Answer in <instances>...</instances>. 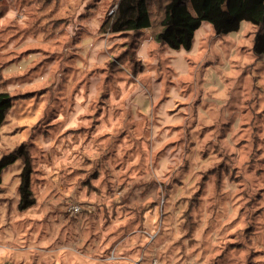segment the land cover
<instances>
[{
	"label": "rangeland",
	"instance_id": "1",
	"mask_svg": "<svg viewBox=\"0 0 264 264\" xmlns=\"http://www.w3.org/2000/svg\"><path fill=\"white\" fill-rule=\"evenodd\" d=\"M116 1L0 0V91L15 96L0 125V155L20 143L40 153L30 156L35 202L27 207L19 206L20 168L13 167L19 159L2 169L0 225L6 227V221L14 220L23 226L18 235L31 234L50 250L51 245L46 243L50 237L44 235L42 225L50 230L59 228L62 233V225L71 221L49 180L63 181L60 187L67 184L69 188L75 182L87 190L86 196L97 195L99 188L94 181L103 183L102 176L107 178L110 172L101 171L102 161L116 156L119 162L115 169L122 171L126 179L119 188L123 195L105 206L110 209L101 223L100 240L105 249L121 237L126 239L131 226L147 223L149 217L152 223H160L164 219L160 208L175 198L176 215L186 219L177 227L174 239L164 243L176 244V264H239L240 257L243 264H264V180L253 181L254 191L244 188L240 172L243 165L228 162L238 158V152L221 151L220 145L208 138L215 134L216 140L225 141L239 124L238 139L232 147L247 153L245 172H254L256 177L264 175V167H258L264 165V56L257 57L252 51L256 27L242 20L236 31L206 35L202 28L208 21H202L189 48H165V43L159 42L160 47L153 49L143 32H99L107 11L113 3L117 6ZM150 8L152 16L159 15L162 0H154ZM50 20H55L58 27H49ZM249 24L252 27H247ZM125 64L130 68L123 67ZM128 71L130 75L125 74ZM221 81L231 84L230 93L235 95H228L230 104L226 106L233 115L221 122L218 130L219 117L212 119L214 105L209 97H216ZM69 87L68 109L75 116V127L68 126L70 119L64 123L62 96ZM140 91L147 100L137 103ZM57 130L60 134L55 144L40 147V142L48 144ZM192 130L199 132L198 140L205 141L198 150L199 161L217 157L215 162L209 161L208 167H197L194 175H190L192 167L199 161L179 155L196 148L197 141L190 139L183 147ZM97 144L104 146L99 156L94 155L99 152ZM80 151L89 159L84 156L76 166V153ZM149 155L155 170L162 171L166 181L144 178V170H138ZM83 163L86 169L79 168ZM212 167L214 173L210 172ZM138 176L142 179H136ZM186 181L192 191L180 195ZM233 184L235 195L229 199L232 190L228 185ZM156 189L163 193L162 200L152 198ZM217 197L219 202L214 203ZM140 199L144 202L138 206L139 212L130 211ZM220 204L231 207L218 215ZM205 236L212 239L210 252L200 250ZM4 239L0 232V244ZM131 239L135 245L136 237ZM186 239L189 247L182 248L180 241ZM60 255L57 252L51 264H66ZM24 256L18 253L8 263L49 264L47 257L41 260ZM67 264H76V260ZM121 264L128 262L123 260Z\"/></svg>",
	"mask_w": 264,
	"mask_h": 264
},
{
	"label": "clouds",
	"instance_id": "2",
	"mask_svg": "<svg viewBox=\"0 0 264 264\" xmlns=\"http://www.w3.org/2000/svg\"><path fill=\"white\" fill-rule=\"evenodd\" d=\"M250 0H241L242 5L249 3ZM264 2V0H261ZM189 12L192 13L193 16L196 15L195 11L192 8H189ZM164 19L163 13L159 15H154L151 17L152 26L146 27L142 29V32L149 36L148 46L156 49L160 47L158 41L155 40V35L159 32L163 31L162 26L158 24V21ZM247 27H252L251 24L247 25ZM214 29L210 22H205L203 24L202 32L206 35H211ZM69 35L72 33V29H68ZM131 35V33H130ZM95 39V37H93ZM88 45L91 46V41L88 42ZM105 47L107 45H104ZM167 48V43L165 42L164 45ZM70 51V49H69ZM169 54H171V50H168ZM95 55V52H93ZM126 69L130 68L129 64L123 65ZM126 75H130V71L125 73ZM234 83V82H233ZM231 84L225 85L223 81L217 87V95L216 97H209V100L213 103V115L212 119L217 120V129L219 130V124L223 121H227L232 115L233 112L228 110L230 102L228 100V95L235 93H230ZM139 99L137 103H141L147 100V97L143 95V92H138ZM95 100V97H93ZM62 102L64 105V112H65V121L67 123L70 119L72 121L71 124H68L69 127H75L76 121L75 116L68 109V104L71 103V88L69 87L66 89L62 96ZM239 105L235 111H237L238 115ZM147 115V113H146ZM204 114H202L203 116ZM148 119H151V116H147ZM240 119H244L245 117L240 116ZM136 117L133 115V120ZM191 117H189V120ZM203 122H208L206 120H202ZM60 129L63 128V124L59 126ZM119 129V125H117ZM239 128V124H237L229 136V138L225 141H218L216 140V135H210L208 138L212 139L214 143L220 145L221 151H237L238 158H230L229 163L235 164H242L243 166L240 169L241 174L244 175V180L241 182L243 187L246 189L251 188L254 191V187H252L254 180H264V175L260 177H256L255 173H247L245 172V168L247 167L246 164L243 162L247 159V153L243 152L242 150L233 149L232 145L238 139L237 136V129ZM60 134L59 130L53 131L51 137L49 138L48 144H44L42 141L40 142V147L42 148H49L53 144H55V137ZM218 134V132H217ZM199 132L197 130H192L190 137L185 138V144L183 147L188 146L189 139L196 140V148L193 149L191 152H180L179 155L182 158H186L188 160H197L199 161V154L198 150L202 148L205 144V141H200L197 139ZM20 138H17V141ZM65 140L68 137L64 138ZM97 148L99 152L94 153V155L99 156L101 152L104 151V146L101 144H97ZM250 150V148H249ZM29 155L32 157L39 156L40 153L38 150L29 149ZM86 153L83 151L76 153L77 165H80V162L84 159ZM217 157L213 156L209 158V161L215 162ZM209 161H199V164H194L192 167V172L190 175H194L197 172V167H208ZM119 162V158L116 156H112L110 159L102 161L101 171L104 172L105 169H109L110 172L106 173L107 178L103 179V183L99 181H94L98 185L99 194L92 195L88 194L85 195L86 189H80L79 186L72 182V187L69 188L67 184L64 187H60L61 182H55L49 180V185L51 187H55L57 193L60 194V200L64 204V208L70 210L69 220L70 223H64L62 226L64 227V232L60 233L59 228L51 229L49 227H44V235L49 236L50 238L46 241V243L51 245V249H45L42 247L40 241H37L32 238L31 234L28 236H20L18 233L23 231L22 225H17L14 220L6 221V227L0 225V232H2L3 236L5 237L3 244H0V259L5 261V264H8V260H14L18 253H24V258L27 259L29 257L43 259L47 257L49 264L56 258V253L60 252V259L64 260L67 264V261L75 259L76 264H121V261L127 260L128 264H163V262H167V264H176L178 255L176 253V244L173 243L171 245L164 243V241H172L174 239V235L176 233L177 227L181 224L183 219L186 217L176 215V208L174 206V199H169L160 208L161 215L164 219L161 220L160 223L154 224L152 223L151 217L147 223L141 222V225L131 226L130 232L127 235V238L121 237L116 241L115 244L111 248L105 249V244L103 241L100 240V234L103 231L101 227V223L103 219H107L106 213L110 211L109 208H106V205H109L110 201H116L118 196H122L123 194L119 192L120 184L122 180L126 179L123 176L122 171H116L115 164ZM95 163V162H94ZM179 163V160L176 161ZM19 165V168L22 169L24 166L23 157L16 162V165H13L15 168ZM43 167V165H41ZM258 167H264V165H258ZM142 168L145 172V177H151L157 181L160 180H167V177L163 174V172H157L151 163V157L143 160L138 167V170ZM174 173H169L172 175ZM136 179H142V177H136ZM111 181V183H109ZM19 183V181H17ZM228 187L232 190L228 193L229 199H231L235 195L236 185H228ZM192 189L190 187L189 182L186 181L184 190L180 193L183 195L184 192H191ZM46 194V193H45ZM139 195V194H138ZM152 198L156 200L163 199V193L156 189L151 193ZM251 195V192L249 193ZM43 199V195L41 196ZM91 201L89 204H83L81 201L83 200ZM219 197L214 200V203L219 202ZM143 200L140 199L137 201L136 204L133 205V209L139 212V205L143 204ZM77 205L79 206L77 208ZM226 207H231V205L225 206L223 204L219 205L217 214L224 212ZM72 209H76L75 211H71ZM86 209V211H85ZM191 215V214H189ZM234 215V213H233ZM191 223V221H189ZM59 234V239H57V235ZM136 237L135 245L132 244V236ZM215 235V233H213ZM121 245H124L121 248ZM141 245H143L141 247ZM163 245V247H161ZM180 246L182 248H188L189 243L188 240L180 241ZM140 249L137 252V249ZM167 249V251H165ZM200 250L204 251H212V239L208 236H205L203 240L200 241ZM76 254L75 256L73 254ZM132 253H136L133 255ZM182 254V253H181ZM187 259V257H185ZM239 264H243V258H239Z\"/></svg>",
	"mask_w": 264,
	"mask_h": 264
},
{
	"label": "trees",
	"instance_id": "3",
	"mask_svg": "<svg viewBox=\"0 0 264 264\" xmlns=\"http://www.w3.org/2000/svg\"><path fill=\"white\" fill-rule=\"evenodd\" d=\"M153 1L117 0L115 10L103 19L99 32L122 33L134 31L141 33L142 29L152 26L150 4ZM189 8L195 11V16L189 12ZM162 13L164 19L159 20L158 24L162 26L163 31L155 35V40L161 43L166 42L169 47L176 49L180 47L189 48L193 34L202 21L210 22L214 31L221 34L238 30L241 21L246 20L256 27L252 51L257 57L264 56V2H261V0H250L249 3L243 5L241 0H162ZM52 19L59 20L61 18ZM49 24V27H58L55 20H50ZM48 33L50 34V32ZM14 98L15 96L7 91H0V125L12 107ZM22 157L24 166L19 172L18 190L20 194L19 206L24 208L35 202L31 190L33 164L24 143L1 152L0 173L3 168ZM87 159H89L88 156H85V160ZM86 165L84 164L79 168L86 169ZM210 172L214 173L215 169L213 168ZM0 264H5V262Z\"/></svg>",
	"mask_w": 264,
	"mask_h": 264
},
{
	"label": "built area",
	"instance_id": "4",
	"mask_svg": "<svg viewBox=\"0 0 264 264\" xmlns=\"http://www.w3.org/2000/svg\"><path fill=\"white\" fill-rule=\"evenodd\" d=\"M115 7H116V4L115 3H113L112 4V6H111V8L107 11V15L109 16V15H111L112 13H113V11L115 10ZM79 206L77 205V208H78ZM76 209H72L71 211H75ZM68 212L70 211V210H67Z\"/></svg>",
	"mask_w": 264,
	"mask_h": 264
}]
</instances>
